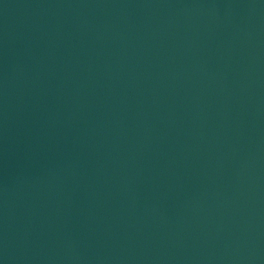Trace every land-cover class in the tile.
Wrapping results in <instances>:
<instances>
[{
	"label": "water",
	"instance_id": "1",
	"mask_svg": "<svg viewBox=\"0 0 264 264\" xmlns=\"http://www.w3.org/2000/svg\"><path fill=\"white\" fill-rule=\"evenodd\" d=\"M0 264H264V0H0Z\"/></svg>",
	"mask_w": 264,
	"mask_h": 264
}]
</instances>
